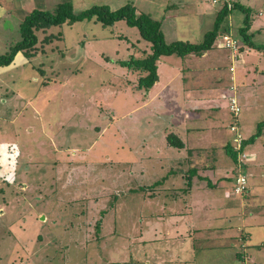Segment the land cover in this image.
<instances>
[{
    "label": "rangeland",
    "instance_id": "rangeland-1",
    "mask_svg": "<svg viewBox=\"0 0 264 264\" xmlns=\"http://www.w3.org/2000/svg\"><path fill=\"white\" fill-rule=\"evenodd\" d=\"M29 1L16 14H7L0 21V54L21 39L22 17L34 9L54 11L61 2L71 1L76 12L96 4H107L113 9L131 4L138 14L147 12L161 20L169 43L200 42L214 27L217 15L203 25L209 18L199 14V2L195 7H187L195 0H187L189 4L183 9H168L170 0ZM174 1L177 0H171ZM241 2L256 11L260 8L255 0ZM254 11L253 19L258 17ZM244 16V12L234 9L222 24L228 30L225 33L236 39L238 50L233 52L224 47L225 42L219 36L213 49L216 58V53L221 55L217 70L223 79L218 82L215 77L216 83L208 77L204 86L215 96L208 95L211 100L200 104L202 107L198 109L199 103L191 106L187 96H181V86L177 84L172 89L173 104L167 106L162 99L166 60L177 61L179 57L175 54L158 59L161 79L155 86L149 90L139 86L140 78L147 73L122 62L149 56L151 42L124 20L108 26L95 19L82 20L36 31L38 42L32 50L35 55L28 58L19 52L27 62L18 69L13 66V71L6 74L9 84H0V142L13 141L19 146L8 158L7 151L0 150V264H88V261L94 264L105 248L113 247L110 244L116 239L113 235L138 219L141 205L143 216L163 210L169 215L173 211L179 215L183 207L187 213L191 212L190 216H195L199 213L198 199L188 195L186 198L182 190L174 197L173 191L200 186L195 178H188L190 170L209 176V182L216 179L212 166L208 170L200 168L197 163L200 153L191 152L199 135L203 138L209 132L210 137L220 134L218 154L222 153L223 160L216 165L220 172H230L221 179L237 177L236 172L240 168L243 171L245 164L247 167L255 164L256 176L264 177L263 162L251 152L252 149L256 152V147L248 148L254 144L264 150V133L243 149V160L235 163L227 153V146L234 145L236 135L232 124L243 133V139H248L256 132L257 124L264 122V50H255L241 39L238 29L244 24ZM260 17V23L253 22L250 32L255 42L264 44V27L260 26L264 23V12ZM229 56L237 64L236 77L235 70L229 69ZM216 66L211 65L208 70ZM230 77L236 91L226 86ZM22 79L33 81L11 82ZM203 91L200 90L202 96ZM15 92H20L19 96L11 97ZM233 94L241 107L238 115L229 109ZM195 128L198 134L192 133ZM170 135L186 139L190 152L172 147ZM209 163L208 160L205 164ZM247 183L248 186L249 180ZM229 188L226 187L228 192ZM162 205L165 206L161 209ZM196 218L189 217L187 224L190 225L189 220L195 224ZM183 220H170L169 230L173 221L178 227ZM126 238H131L127 239L126 258L131 254L134 263L139 262L140 245L147 246L142 239L148 237L140 239L131 234ZM141 258L151 263L150 254Z\"/></svg>",
    "mask_w": 264,
    "mask_h": 264
},
{
    "label": "crops",
    "instance_id": "crops-1",
    "mask_svg": "<svg viewBox=\"0 0 264 264\" xmlns=\"http://www.w3.org/2000/svg\"><path fill=\"white\" fill-rule=\"evenodd\" d=\"M197 1L199 2V14H206L209 18L203 25L208 24L209 20L211 18H214V15L217 14L222 5H224V2L229 1L230 6L233 5L230 0H217V2H214V0H212V4L209 3V0H195L194 3L192 1L190 4L187 0H177L174 2H171L170 0L169 2H167V5L169 7L168 9H183L186 7V4H189L187 5V7L191 8L192 5L195 7ZM235 1L241 2V0ZM26 2L28 3L30 1L0 0V21L3 20V18H5L7 14H16L17 11L21 9L22 5L26 4ZM255 2L259 4L260 8H258V11L253 9L251 6L243 3L244 5L251 8L252 13L255 10L254 14H256L255 16H258L255 19L252 18V24L253 22L260 23V16L263 15L264 12V0H255ZM194 14L198 15L195 10ZM24 17H22V19ZM164 18L165 17H163V19ZM263 24H260V26L264 27ZM194 28L199 29L198 25H195ZM213 48L207 50L201 55L190 53L184 57L177 55L179 57L177 61L168 59L166 60L167 65L164 78V83H166L165 86H163L164 90L162 91V99L167 102V106H171L174 102V99L172 98V89L177 85L181 86V96L186 95V99H188L191 106H196L195 104L199 103V106H196V109L202 107L200 106V104H204L206 101L211 100L210 98H207L208 95H210L211 97L215 96L212 93L209 94L208 90H206V87L204 86V84L208 83V77H212L214 81V78L217 77L218 82H221L223 79L222 75L219 74L217 70V68L221 64L219 59V56L221 57V55L216 53L218 55V58H216ZM212 54H214V57H212ZM164 56L166 55H162L160 58ZM24 57L25 56L23 53H18L13 60V63H15L14 65L13 63H11V65L9 66L0 67L1 85L9 84L6 79V74H8L11 70L13 71V66L18 69L22 64L26 63L27 59ZM211 65H217L216 67L211 68L212 72L211 70H208ZM228 65L230 71L234 72L237 64L236 62H233V59L230 56ZM231 68H233L234 70ZM158 71L159 73H161V69L159 70L158 68ZM232 72L231 76L233 74ZM237 72L238 71L235 70V77ZM212 75H214V77ZM33 79H29V81L28 79L27 81L25 79H22L16 82H11L20 84H32ZM160 79L161 78L159 76L158 82L160 81ZM217 80L215 81L216 83H218ZM158 82H156V84ZM226 83H230L226 84L227 88L230 89V91L235 90L233 89V85H231L235 84L231 77ZM7 87L8 86H5L6 90ZM201 89L204 90L203 96L205 98H203L202 94L200 93ZM19 93L16 94L15 92L11 97H18ZM150 93L148 100L151 101L152 98L150 96H153V94L151 91ZM0 96H2V92H0ZM237 96L238 99L242 100L241 95L239 96L237 94ZM192 100L194 101L192 102ZM195 130L196 128L194 129V131H192V133L198 134L197 132H195ZM239 132L241 131L239 130ZM211 134L212 132H209L207 135L202 136L203 138H201L199 135L196 138V144L192 146L194 150L191 152L200 153V156H198L199 160L197 162L200 168L208 170V168L212 166L216 179L209 182V176L201 174L200 172L199 174L198 170H190V175H188V178L191 180L195 178L199 182L200 186L195 185L187 189H174L173 191L175 194L174 197H176L179 190H182L184 192L183 196L186 197V195H188L195 197V199H198L199 213L195 214V216L197 217L195 224H192L191 220H189L190 225L187 224V219H189V217L192 219V217L195 216H190L191 212L187 213L184 207L183 209H179V211L181 212L179 215H177L178 212L176 211L172 212L174 214L169 215L166 210L160 211V206H157L156 210L160 212L152 213L150 214V216H143L141 212L144 208L141 205V207H139L140 218L138 217V219L135 220L132 225L125 229L123 232L120 229L118 231L120 235H116L117 233L113 235L116 238L111 240L110 244L111 246L113 245V247L105 248L104 254L102 255L101 259H99V261L96 260L95 262H93L94 264H147L146 261L142 260L141 255L147 256L148 254H150V264H264V177L261 178L256 176L255 173H257V169H255V164H253V166L251 167H247V165L245 164V166L243 167V172L248 175L249 185L247 186L244 194H233L235 181L233 183L232 181L231 183L229 181L232 178H236V176L232 175V178L228 180L221 179L223 176L229 175L230 172L222 170L220 172V169L217 167L216 163L219 160H223L222 153L220 152V156L218 154L220 151V146L217 145V141L219 140H217V138L220 137V134L216 135V137H214V135L210 137ZM183 141V147L175 148L180 150L183 149V151L189 153L190 150L187 149L188 145L186 143V139H184ZM10 142L12 143H9V141L0 142V150L7 151V158L10 154H13L17 151V149H19V146L17 144L15 145L13 141ZM198 142H200V144ZM10 145L14 146L13 152H11L10 150ZM254 146L257 149L256 152L254 149H252L254 148ZM250 147L252 149L251 152L254 153L256 158H258V161L263 162L262 165H264V158L261 157L259 159L260 154H264V150L258 149L254 144L248 146V148ZM208 160L211 161V163L205 164ZM232 166L233 169L237 168L233 165V163ZM257 168L259 167L257 166ZM216 169L218 170V172L216 171ZM223 169L225 170V168ZM200 171L202 173L204 172V170ZM240 171L241 168L236 173ZM223 183L226 185H223ZM188 184H195V182H188ZM214 186H217L218 188H221V186L225 187L223 189L221 188V190H215L213 188ZM227 186L231 187V189L229 188L231 192H228V190L226 189ZM162 203L164 202H161V204ZM164 206L165 205H162L161 209ZM172 219H176L178 222H180L181 219H184L183 225H179L178 227H176L177 225H175L173 221L172 225L174 226L173 228H171V230H169L170 228L168 224ZM144 220H146V222ZM142 221L145 223L142 224ZM104 228L106 230V226H104ZM162 233H164V235ZM131 234H134L137 237L140 236V239H142V237L149 238L148 241V238L142 239V241H146L143 243L147 246L140 243V251H138L137 254V257L140 259V261L136 263H134V256H132L131 254H129L128 259L126 258V251L128 247L127 239H129L126 237ZM168 234H171L172 236H167ZM166 238L167 240L164 241L163 239ZM88 264L91 263L88 261Z\"/></svg>",
    "mask_w": 264,
    "mask_h": 264
},
{
    "label": "trees",
    "instance_id": "trees-1",
    "mask_svg": "<svg viewBox=\"0 0 264 264\" xmlns=\"http://www.w3.org/2000/svg\"><path fill=\"white\" fill-rule=\"evenodd\" d=\"M234 9H238L245 14L244 24L238 29V33L243 42L252 48L264 50V44L255 42L253 40V33L250 32L252 26V10L241 2H235L232 6L226 2L217 12L214 27L206 32L200 42L194 43L188 40H177L169 43L166 42L161 20L154 18L147 12L138 14L136 8L131 4H126L116 9L111 8L107 4H96L88 9L76 12L74 11L72 2L68 1L59 3L54 11L34 9L26 14L20 22L21 39L11 43L9 48L0 54V67L9 66L19 52H23L28 58L33 57L35 52L32 50L38 42V36L36 34L38 30H45L50 27L63 25L64 23H75L76 21L82 20L95 19L107 26L124 20L130 26L137 27L141 36L151 42L152 52L149 56L139 59L133 58L131 61L122 62L123 65L129 68L147 73L140 78L139 86L142 89L149 90L159 80L157 61L162 55L175 54L181 57L190 53L201 55L207 50L212 49L218 37L228 32L222 24L225 22L227 15L231 14ZM263 133L264 122H259L256 132L243 141L242 148L245 149L248 144L254 143ZM168 137L170 145L179 148L184 146L180 138L174 135ZM227 153L236 163L238 162L237 151L233 146H227Z\"/></svg>",
    "mask_w": 264,
    "mask_h": 264
},
{
    "label": "built area",
    "instance_id": "built-area-1",
    "mask_svg": "<svg viewBox=\"0 0 264 264\" xmlns=\"http://www.w3.org/2000/svg\"><path fill=\"white\" fill-rule=\"evenodd\" d=\"M221 37H222L223 41L225 42L224 47L229 48L230 50H233V52L238 50V46H237L238 44L236 42V39L231 36V33H223V34H221ZM234 56H237V53H235ZM237 101L238 100H237L236 94H233L230 96V111L235 115H238L241 111V107L238 105ZM236 126L234 124H232L231 129L233 131H236V135H235L233 141H234V148H235V150L238 151V161H240L243 158V157L241 158V155L245 156V152H242V146H243L244 139H243L242 133L238 131ZM9 147H10L11 152H13L14 146L10 145ZM240 166H241V164H240ZM246 175L247 174L245 172H242V171H240L238 173L236 180H235V185L233 188V190L236 194H241L246 189L247 184H248L247 183L248 178Z\"/></svg>",
    "mask_w": 264,
    "mask_h": 264
},
{
    "label": "clouds",
    "instance_id": "clouds-1",
    "mask_svg": "<svg viewBox=\"0 0 264 264\" xmlns=\"http://www.w3.org/2000/svg\"><path fill=\"white\" fill-rule=\"evenodd\" d=\"M233 147H234V145H233ZM235 149V148H234ZM237 151V150H236ZM242 151H243V148H242ZM237 155H238V151H237ZM237 159H238V156H237Z\"/></svg>",
    "mask_w": 264,
    "mask_h": 264
}]
</instances>
